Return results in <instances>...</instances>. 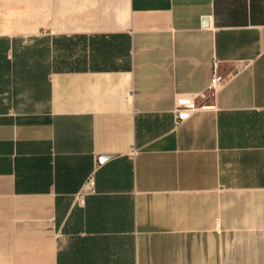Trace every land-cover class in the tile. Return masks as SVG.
I'll use <instances>...</instances> for the list:
<instances>
[{
	"label": "crops",
	"instance_id": "crops-1",
	"mask_svg": "<svg viewBox=\"0 0 264 264\" xmlns=\"http://www.w3.org/2000/svg\"><path fill=\"white\" fill-rule=\"evenodd\" d=\"M0 264H264V0H0Z\"/></svg>",
	"mask_w": 264,
	"mask_h": 264
},
{
	"label": "built area",
	"instance_id": "built-area-1",
	"mask_svg": "<svg viewBox=\"0 0 264 264\" xmlns=\"http://www.w3.org/2000/svg\"><path fill=\"white\" fill-rule=\"evenodd\" d=\"M227 77L218 72V62L214 61L213 70L210 76L209 83L205 91L189 96H178L176 98L175 109V123L178 124L186 117L190 116L193 110L204 106V102L213 96L219 88H221L226 82ZM197 98H200L199 102H195ZM134 153L135 150H132ZM87 186H92V181L87 182Z\"/></svg>",
	"mask_w": 264,
	"mask_h": 264
},
{
	"label": "water",
	"instance_id": "water-1",
	"mask_svg": "<svg viewBox=\"0 0 264 264\" xmlns=\"http://www.w3.org/2000/svg\"><path fill=\"white\" fill-rule=\"evenodd\" d=\"M207 23H208V20H207V19H204V20H203V25L206 26Z\"/></svg>",
	"mask_w": 264,
	"mask_h": 264
}]
</instances>
